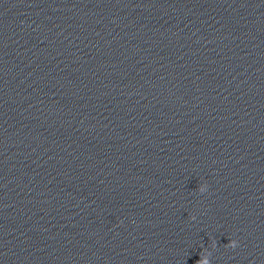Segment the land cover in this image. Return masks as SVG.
<instances>
[{"label": "clouds", "instance_id": "obj_1", "mask_svg": "<svg viewBox=\"0 0 264 264\" xmlns=\"http://www.w3.org/2000/svg\"><path fill=\"white\" fill-rule=\"evenodd\" d=\"M197 191L200 194L205 193L207 191V184L205 183V184L199 185ZM191 219L195 220L196 217L192 216ZM121 223H122V221H121ZM216 246H217L216 245V241L213 240L212 243H211V247L213 249H215ZM225 246L228 247V248L235 249L238 246V241L230 240V242L228 244H226ZM199 257L200 258L195 262V264H211V261H210L211 252L209 250L204 249V251L199 254Z\"/></svg>", "mask_w": 264, "mask_h": 264}]
</instances>
